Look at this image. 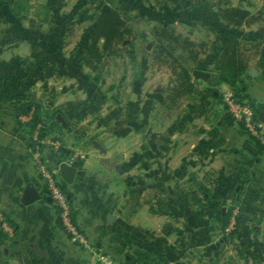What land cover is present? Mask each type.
Segmentation results:
<instances>
[{"label":"crops","instance_id":"obj_1","mask_svg":"<svg viewBox=\"0 0 264 264\" xmlns=\"http://www.w3.org/2000/svg\"><path fill=\"white\" fill-rule=\"evenodd\" d=\"M17 1L0 0V18L7 20L6 34H10L6 42L10 45L0 44V152L12 155L10 161L0 157V216H7L14 224L9 237L10 251L0 252V264H101L96 259L98 254L120 262L135 250L146 252L154 264H264V148L257 153L241 126L221 109V93L230 89L229 86L213 87L215 91L210 97L207 90L212 88L211 84L197 85L191 78L197 91L195 96H186L174 108L166 110L161 105L162 87L141 98L145 79L138 82L140 89H134L130 100L115 84L109 86L112 91L108 89V96L102 94L98 81L93 80L89 71L75 69L74 61H55L50 72L44 70L45 61H30L36 64L30 92L44 105L59 111L69 122V128L74 116L82 124L90 114L102 116L98 102L108 104L107 121L99 119L96 132L112 131L110 138L103 137L105 142L93 140L91 146L81 143L68 146L69 152L82 154L84 158L80 168L74 166L77 171L73 183L67 185L62 180L61 184L75 213L76 226L91 242L92 249L85 250L68 240L58 225L51 202L47 201L44 184L34 165L33 149L27 145L29 136L22 125L30 121L32 112L17 116L5 91L3 80L9 77L8 67L14 61L1 60L11 49L21 47L47 51L51 34L57 35L56 45V41L63 39L61 35L68 19L85 17L83 5L89 1L20 0L22 9L10 12ZM194 1L175 0L177 5L186 3L187 8L191 7L192 19ZM230 1L251 14L264 9V0ZM72 2L68 11L67 6ZM263 21L264 16L258 24L245 27L249 34H256L257 40L261 38L253 28L262 26ZM212 32L215 37L207 56L219 53L224 42L222 36ZM210 57L198 61L197 69L216 74L218 56ZM263 60L257 56L253 63L249 61L247 75L243 77L248 82L243 88L248 99L262 106ZM250 70L255 74L250 76ZM49 81L63 84L54 89L55 98L48 102L44 98ZM67 82L75 88L74 92L67 93ZM70 92L74 99H68ZM75 93L81 97L76 98ZM57 98L62 103L55 102ZM182 102L187 107L180 108L183 110L180 113L177 109ZM92 106L96 111L91 110ZM62 115L58 116L63 123L57 121L65 127ZM260 126L263 129L264 123L260 122ZM40 128L37 125L31 136L35 142L52 141L51 136L65 132L63 129L39 140ZM134 138L138 139L137 143ZM97 143L101 148L98 149ZM115 144L122 147L121 154L113 148ZM41 149L44 154L48 151L50 166L66 161L48 145ZM200 186L211 192L214 197L211 203L201 198ZM29 188H34L42 198L24 205L22 196ZM151 194L153 205L148 197ZM183 195H187L186 202ZM164 197L170 200L172 210H177L170 217L177 226L175 233L170 234L175 240L171 245L165 243L167 237L162 239L154 232L163 222L157 207ZM196 197L202 199L200 203L194 201ZM218 208L222 215L233 208L228 226L237 224L239 233L228 239L219 236L216 241L212 228L223 231V223L212 214ZM139 215L146 222L145 227L141 226ZM227 244L234 247L228 251Z\"/></svg>","mask_w":264,"mask_h":264},{"label":"rangeland","instance_id":"obj_2","mask_svg":"<svg viewBox=\"0 0 264 264\" xmlns=\"http://www.w3.org/2000/svg\"><path fill=\"white\" fill-rule=\"evenodd\" d=\"M89 2L85 3L86 15L82 18L76 19H68L67 27L65 28L64 33L61 35L63 38L60 39L59 42L56 41V45L61 46V48L53 49L55 45V38L54 36L57 35H50L48 38L50 48L47 51L39 50V49H28L27 47H21L18 50H10L9 53H6L1 61H45L44 64H47V67L44 66V70L47 72L53 71L51 70L52 63L55 61H74L77 66L75 69L79 71H89L85 67L80 64L81 57L83 56L84 49L88 44V38L90 34V29L93 26L96 15L98 13V7L100 5H108L112 7V9L117 10L123 20L125 21V27L123 28L124 36L123 41L118 43L115 47V52L110 56L107 57L104 61L103 67L97 73H91L89 71V75L93 78V80L98 81V89L100 92L106 96L110 91L108 90L110 85L115 84L118 85V91L123 94L127 95V99L132 100L133 97L131 96L134 94V89L139 90L140 86H138V82L141 80H146L144 85L141 87V98L146 93H151L154 89L158 87L161 88V96L160 98L163 99L166 94V89L169 86V82L171 79V73L168 66L165 63L170 61H177L178 63L183 64L189 71L193 69H197L200 66L198 61H205V57H217V54L212 53L210 56L208 55L209 52V45L214 39L215 34L212 30L216 31L219 34L220 30L227 29L224 27L223 23L213 15L214 11H212L211 7L215 5V0H195L193 2V10H194V17L193 19L190 18V8H187L186 3H181L179 5L176 4L175 0H88ZM175 2V3H174ZM74 2L69 3L67 9H71V6ZM94 4L96 6H94ZM264 12V9H262ZM161 27H172L176 34L180 35L182 39H189V41L195 44L204 43L206 48L205 51L200 50L198 53V57L196 62H192L189 57L188 50L182 49L180 45H170L166 42H160L159 38L156 36V31ZM8 23L5 18L0 19V44H4L3 47L10 45V43H6L10 40V37L6 34V30L8 29ZM190 29V30H189ZM254 31H257V37L259 42H257L256 34L254 32H248L245 28H241L237 33V36L240 37V41L242 43L243 53L246 57H248L251 63L256 61L257 56L264 59V21L262 26L254 27ZM220 36V34H219ZM255 36V37H254ZM53 37V38H52ZM5 38V39H4ZM263 38V39H262ZM58 43V44H57ZM159 45L165 46L163 49L164 51L161 52ZM197 51V50H196ZM8 52V51H7ZM211 58V57H210ZM162 61V62H161ZM248 61V62H249ZM264 61V60H263ZM165 62V63H164ZM49 66V68H48ZM56 65H54L55 67ZM54 67L52 69H54ZM60 70L62 67L59 65L57 66ZM84 68V69H83ZM264 70V66H262ZM198 70V69H197ZM75 71V70H74ZM57 72V71H56ZM88 73V72H87ZM249 74V73H248ZM247 75V72L245 76ZM249 81V80H246ZM63 83H55L53 81L48 82L47 89L51 88V92L48 89L46 93V97L44 98L45 101H50L51 98H55L54 94L52 93L54 89H58L62 87ZM243 84L246 86L248 82H244ZM71 84L67 82L65 87L67 88V93L69 91L74 92L75 88L70 86ZM73 85V84H72ZM197 85H201L198 83ZM85 88V86H83ZM40 85L37 86V90H39ZM111 89V88H110ZM112 91V89H111ZM72 92H70V97L68 99H72ZM50 93V95H49ZM69 94V93H68ZM76 94V93H75ZM136 94V93H135ZM235 94V93H234ZM77 97H81L80 94H76ZM129 95V97H128ZM67 96V95H66ZM138 96V95H137ZM74 99V98H73ZM135 99L138 97L135 96ZM149 99V98H148ZM122 101V99L120 98ZM57 103L58 98L56 99ZM149 102V101H148ZM221 109L223 112L230 117L232 121H234L231 116L226 112V109L223 105L222 99L220 100ZM107 103L98 102V110L103 111L101 115H88L85 117V121L82 124L76 122L75 116L72 120L70 128L58 134L59 136H51V140L59 142V148L56 151L59 155L61 149H65L68 151L65 157L61 159L70 160L73 157H76L74 160V164L80 163L83 160V155L78 153L69 152V144H79L81 145H88L91 146V141H102L103 137L105 139L110 138L112 131L104 129L102 133H98V123L99 119L103 118L106 120V108ZM93 107V106H92ZM92 111H96L95 108ZM177 109L178 112L182 113V111L187 107V104L182 102ZM180 108L183 110L180 111ZM162 114H165L163 112ZM175 114V113H174ZM176 115V114H175ZM102 120V119H101ZM260 123V122H259ZM239 124V123H237ZM240 125V124H239ZM241 126V125H240ZM242 128V126H241ZM243 129V128H242ZM244 131V130H243ZM262 131L264 132V126ZM245 133V131H244ZM246 134V133H245ZM136 137V136H134ZM134 142H138L137 138H134ZM98 149L101 148L97 143ZM116 148L117 151L121 150L122 147H117L116 144L113 148ZM53 151V150H52ZM52 151H49L52 153ZM47 153L44 154L47 158ZM73 164V166H74ZM57 165V163H56ZM60 183V181H58ZM64 192H67L64 189ZM153 192V191H152ZM150 197V201L153 205L154 197L153 194L148 195ZM152 197V198H151ZM185 197V195H183ZM166 201V202H165ZM71 206V205H70ZM53 207V206H52ZM55 210V209H54ZM57 215V221H59L60 225L62 224L58 213L55 210ZM157 212L162 216V224H160L154 232L158 235L160 234L166 238L167 245H171L174 243V237L170 236L175 230L177 229L176 224L170 217L175 216L177 214V210L171 208L170 200L165 199L163 203L157 207ZM182 214L183 211H178ZM144 213V212H143ZM178 213V214H179ZM212 214H214L212 212ZM145 215V214H144ZM6 217L4 215L0 216V219L3 220L7 226L9 227V231H4L0 225V231L5 236V239L0 241V252H4L7 249V253L10 251V247L12 245L11 239L9 238L12 235L13 228L6 222ZM8 218V217H7ZM139 220L141 226H146V222L144 221L142 215H139ZM0 223H2L0 221ZM62 226V225H61ZM179 228H182L181 224ZM63 232L66 235V232L61 227ZM239 227L229 225L226 226L222 232L217 231L215 227L212 228V232L216 241H218L219 236L222 238H230L235 234L239 233ZM3 231V232H2ZM69 240V239H68ZM70 241V240H69ZM90 242V241H89ZM73 244V243H72ZM91 244V242H90ZM75 245V244H73ZM166 245V244H165ZM228 245V244H227ZM77 246V245H75ZM79 247V246H77ZM234 247L233 244L228 245V251ZM170 248V247H168ZM226 249V247H224ZM86 250V249H85ZM227 251V252H228ZM226 252V251H225ZM123 258V257H122ZM108 260H111L113 264H122L125 263V259H120L119 261H115L113 258L108 256ZM152 260V259H151ZM154 264V260H152ZM126 264V263H125ZM223 264V263H222Z\"/></svg>","mask_w":264,"mask_h":264},{"label":"trees","instance_id":"obj_3","mask_svg":"<svg viewBox=\"0 0 264 264\" xmlns=\"http://www.w3.org/2000/svg\"><path fill=\"white\" fill-rule=\"evenodd\" d=\"M21 6L22 2L18 0L14 3L10 12L14 13L22 9ZM103 6L104 5H100L98 7L95 22L90 29L88 44L84 49L80 61V64L91 73L100 71L105 63L104 60L115 52L116 45L123 41L124 36L123 28L125 27V21L120 13L112 8L108 9V11H103ZM211 8V10L214 11L213 15L216 16L227 29H222L219 32L220 36L224 38V42L218 53L219 64L216 71V78L209 82L212 88L207 90V95L211 97L215 91L213 87L225 84L229 86L239 100H246L249 102L253 108L256 119H258V114L264 111V106L255 105L252 100L248 99L245 90H243V88H245L243 77L248 70L249 59L243 53L242 43L237 33L243 27H250L261 22L264 12L261 10L255 14H251L244 9L233 6L230 0H215V5ZM156 36L161 40L160 42H166L167 44L175 46L180 45L182 49L188 50L192 62H196L198 57L197 52L200 50L205 51L206 48L204 43L195 44L189 41V39H182L180 35L175 33L172 27H161L156 31ZM257 42H259V40H257ZM157 48L163 52L165 46L159 45ZM165 64L170 70L171 79L161 105L164 109L170 110L174 108L182 98L186 96H195V89L191 82V73L193 70L189 71L183 64L174 60ZM35 69L36 64L30 61H14L8 67L9 77L3 80L5 91L8 93L7 97H10L16 115H27L32 112L30 121L22 125L29 136L27 145L30 149H34L36 145V142L33 141L31 136L37 125H41L38 132L39 140L58 133V131L60 132L63 129H69V122L59 111L52 110L47 105H44L41 99H37L36 96L30 92L32 86L30 79ZM58 115H62L64 118L66 123L65 127H62L57 121L56 117ZM18 124L20 123L18 122ZM249 140L257 150V153L263 149V147L254 140ZM67 153L68 151H65V149H61L59 158L65 157ZM74 166L80 168L81 163H76ZM198 190L201 198L211 203L212 199H214L211 192L202 186L198 187ZM201 198L196 197L194 201L200 203L202 200ZM183 201H187V195H185ZM232 211L233 208H230L225 215H222L221 208L214 211L215 217L223 223V230L228 226ZM71 217L72 221L75 222V213L73 209ZM6 222H8L14 231V224L9 221L7 217ZM57 222L58 225L62 227V224L60 225L59 221ZM236 227H238L237 224ZM4 239L5 236L0 231V241ZM125 263L153 264L148 254L140 250H135L133 254L127 255Z\"/></svg>","mask_w":264,"mask_h":264},{"label":"built area","instance_id":"obj_4","mask_svg":"<svg viewBox=\"0 0 264 264\" xmlns=\"http://www.w3.org/2000/svg\"><path fill=\"white\" fill-rule=\"evenodd\" d=\"M223 105L226 112L231 118L239 123L245 131L249 139L257 142L264 148V132L260 126L258 119H256L252 106L246 100H239L231 89L223 91L221 93ZM48 145L56 152L59 148L58 141L39 142L36 140V145L32 150L34 157V165L37 173L42 180L47 197L53 208L58 212V217L62 223V226L66 232V235L71 243L86 249L91 250L87 237L78 229L76 223L72 221V207L67 194L63 190L62 179L59 175V164L65 163L73 166L75 158L70 160L61 161L55 166H50L48 159L42 152V146ZM60 181V183L58 182ZM1 227L4 231H9L7 224L0 219ZM96 259L101 264H113L111 260H108L105 256L98 254Z\"/></svg>","mask_w":264,"mask_h":264},{"label":"water","instance_id":"obj_5","mask_svg":"<svg viewBox=\"0 0 264 264\" xmlns=\"http://www.w3.org/2000/svg\"><path fill=\"white\" fill-rule=\"evenodd\" d=\"M103 11H108L109 7L107 5H104L102 7ZM254 71L250 70L249 71V75L252 76L254 75ZM192 79L196 82V83H200V82H211L213 81V79L216 78V74L215 73H211V72H205V71H201V70H193L191 73ZM195 93H197V91H195ZM57 120L63 123V120L60 116H57ZM258 120L261 123H264V111L260 112L258 114ZM11 154L7 153L6 151H1L0 152V157L1 158H6L7 160H11ZM59 175L60 178L64 181L65 184L67 185H71L74 181L75 178V174L77 169L74 166H70L67 165L65 163H61L59 164ZM42 197L37 193V191L34 188H29L22 196V201L24 203V205H30L33 204L34 202L40 200ZM69 199V197H68ZM47 201L50 202V199L47 198Z\"/></svg>","mask_w":264,"mask_h":264}]
</instances>
